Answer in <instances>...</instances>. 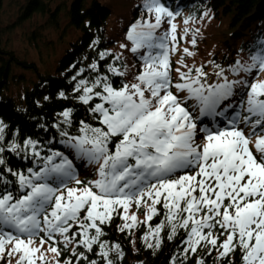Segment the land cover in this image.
<instances>
[{
	"label": "snow or ice",
	"instance_id": "1",
	"mask_svg": "<svg viewBox=\"0 0 264 264\" xmlns=\"http://www.w3.org/2000/svg\"><path fill=\"white\" fill-rule=\"evenodd\" d=\"M183 8L142 0L115 49L93 39L57 94L72 106L38 131L0 118V264H125V241L166 264H264V33L196 63L178 44L211 10Z\"/></svg>",
	"mask_w": 264,
	"mask_h": 264
},
{
	"label": "trees",
	"instance_id": "2",
	"mask_svg": "<svg viewBox=\"0 0 264 264\" xmlns=\"http://www.w3.org/2000/svg\"><path fill=\"white\" fill-rule=\"evenodd\" d=\"M3 2L0 0V118L34 132L38 131L34 127L38 120L55 119L64 106H72L58 99L57 94L61 90L70 93L71 85L66 79L69 69L91 60L94 55L89 47L91 41L99 36L101 47L115 49L117 42L124 40L128 25L140 16L142 0H23L17 2L13 22L3 20ZM183 3L185 16L189 12L199 13L205 7L211 10L212 19L202 21L197 45L192 48L197 53L196 61L210 59L208 54L213 53L217 62L227 65L236 58L238 50L247 51L250 42L264 33V0H183ZM86 20L90 22L87 27ZM27 23L29 28L19 34L29 48L21 55L11 47L10 37ZM69 30L75 31L73 41L65 40ZM30 52L37 55L38 61L29 58ZM43 52L49 65H44ZM44 96L49 100L45 101ZM80 174L82 178L92 175L90 169L84 168ZM140 218L143 219L142 214ZM124 246L129 250L125 264H137V260L144 264H166L167 247L153 256L143 250L132 252L126 241Z\"/></svg>",
	"mask_w": 264,
	"mask_h": 264
},
{
	"label": "rangeland",
	"instance_id": "3",
	"mask_svg": "<svg viewBox=\"0 0 264 264\" xmlns=\"http://www.w3.org/2000/svg\"><path fill=\"white\" fill-rule=\"evenodd\" d=\"M18 1H23V0H4L3 2V9H4V16H3V20L6 22H13L14 18H16L17 16V12H18V6H17V2ZM58 3L54 4L53 8L56 7ZM178 20H176L175 22L177 23V33L179 36V33L182 31L184 24H183V20L182 17L181 18H177ZM202 28V22L198 21L195 25H189V27H200ZM29 28V24L27 23L25 26H23L20 29H17L14 34L10 37L12 42H11V47L13 49H16L18 52H20L21 55H23V53H26V50H28L29 46L25 41H22L21 36H20V31L22 29H28ZM75 31L74 30H69V32L67 33V37L65 38L66 41H73L75 40ZM51 37L54 38V40H58L57 36L52 35ZM178 47L183 48V47H188L190 50H192V46L190 44H188L185 41H179ZM29 58H33L35 60L38 61V57L34 52H30L29 54ZM176 57H173V61H175ZM43 60L45 61L44 65H49V59H47V55L46 52H43ZM189 63H191V59L188 60ZM201 61H196V63H200ZM46 67V66H45ZM264 78V74L263 77ZM15 94V92H14ZM48 245L45 244L44 248H47ZM47 258L50 259V261L53 260V256L51 253H47Z\"/></svg>",
	"mask_w": 264,
	"mask_h": 264
}]
</instances>
